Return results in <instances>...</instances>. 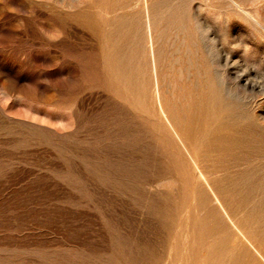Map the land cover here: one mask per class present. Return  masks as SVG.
<instances>
[{
	"label": "rangeland",
	"instance_id": "obj_1",
	"mask_svg": "<svg viewBox=\"0 0 264 264\" xmlns=\"http://www.w3.org/2000/svg\"><path fill=\"white\" fill-rule=\"evenodd\" d=\"M262 171L264 0H0V264H264Z\"/></svg>",
	"mask_w": 264,
	"mask_h": 264
},
{
	"label": "bare ground",
	"instance_id": "obj_2",
	"mask_svg": "<svg viewBox=\"0 0 264 264\" xmlns=\"http://www.w3.org/2000/svg\"><path fill=\"white\" fill-rule=\"evenodd\" d=\"M149 21H150V20H149ZM130 22H131V21H130ZM148 23H149V22H148ZM149 28H151V27H149ZM149 33H150V32H149ZM150 34H151V33H150ZM149 36H150V35H149ZM150 42H151V41H150ZM151 43H152V42H151ZM151 43H150V44H151ZM151 45H152V44H151ZM152 57H153V56H152ZM152 60H153V59H152ZM221 84H222V83H221ZM154 93H155V92H154ZM188 95H189V94H188ZM162 96H163V95H162ZM160 97H161V96H160ZM159 105H161V104H159ZM161 110H162V109H161ZM163 114H164V113H163ZM164 117H165V116H164ZM169 117H170V116H169ZM169 117H168V118H169ZM170 119H171V118H170ZM167 120H168V119H167ZM169 123H170V122H169ZM173 124H174V123H173ZM172 126H173V125H172ZM182 126H183V125H182ZM169 128H170V127H169ZM175 128H176V127H175ZM216 128H217V127H216ZM218 128H220V127L218 126ZM173 130H174V129H173ZM218 131H219V130H218ZM221 131H222V130H221ZM237 132H238V131H237ZM175 133H176V132H175ZM216 133H217V132H216ZM243 133H244V132H243ZM198 135H199V134H198ZM220 135H221V134H220ZM184 136H185V135H184ZM172 137H173V136H172ZM209 137H210V136H209ZM244 137H245V136H244ZM178 138H179V136H178ZM257 139H258V138H257ZM161 140H162V138H161ZM175 140H176V138H175ZM223 140H224V139H223ZM260 140H261V139H260ZM177 141H178V140H176V142H177ZM179 141L181 142L180 139H179ZM204 141H206V140H204ZM221 141H222V140H221ZM172 142H173V141H172ZM187 142H188V141H187ZM225 142H226V141H225ZM225 142H223V143H225ZM237 142H238V141H236V143H237ZM243 142H245V141H243ZM243 142H241V143H243ZM200 143H201V142H200ZM213 143H214V142H213ZM221 143H222V142H221ZM255 143H256V142H255ZM178 144H179V143H178ZM190 144H191V143H190ZM216 144H217V143H216ZM256 144H257V143H256ZM182 145H183V144H182ZM201 145H202V144H201ZM176 146H177V145H176ZM180 146H181V145H180ZM226 146H227V145H226ZM250 146H251V145H250ZM159 147H160V146H159ZM169 147H170V146H169ZM177 147H178V146H177ZM183 147H184V146H183ZM192 147H193V146H192ZM213 147H214V146H213ZM193 148H194V147H193ZM191 149H192V148H191ZM214 149H215V147H214ZM175 150H177V149H175ZM175 150H174V151H175ZM185 150H186V148H185ZM189 150H190V149H189ZM229 150H230V149H229ZM231 150H232V149H231ZM259 150H260V149H259ZM174 151H173V154H175ZM175 152H176V151H175ZM177 152H178V151H177ZM186 152H187V150H186ZM190 152H191V151H190ZM237 152H238V151H237ZM252 152H253V151H252ZM168 153H169V152H168ZM191 153H192V152H191ZM204 153H205V151H204ZM246 153H247V152H246ZM246 153H245V154H246ZM254 153H255V152H254ZM170 154H171V153H170ZM184 154H185V153H184ZM188 154H189V152H188ZM226 154H227V153H226ZM252 154H253V153H252ZM255 154H257V153H255ZM181 155H182V153H181ZM185 155H186V154H185ZM192 155H193V154H192ZM207 155H208V154H207ZM211 155H212V154H211ZM239 155H240V154H239ZM175 156H176V155H175ZM178 156H179V155H178ZM189 156H190V155H189ZM194 156H195V155H194ZM254 156H255V155H254ZM192 157H193V156H192ZM236 157H237V156H236ZM257 157H258V156H257ZM171 158H172V157H171ZM171 158H170V159H171ZM197 158H198V156H197ZM206 158H207V157H206ZM237 158H238V157H237ZM173 159H175V158H173ZM183 159H185V158H183ZM193 159H194V158H193ZM222 159H223V158H222ZM222 159H221V160H222ZM231 159H232V158H231ZM208 160H209V158H208ZM235 160H236V158H235ZM171 161H172V160H171ZM193 161H194V160H193ZM195 161H197V160H195ZM232 161H233V160H232ZM210 162H211V160H210ZM217 162H219V161H217ZM172 163H173V162H172ZM186 163H187V162H186ZM197 163H198V162H197ZM213 163H214V162H213ZM222 163H223V162H222ZM222 163H221V164H222ZM232 163H233V162H232ZM175 164H177V163H175ZM187 164H188V163H187ZM215 164H216V163H215ZM218 164H219V163H218ZM218 164H216V165H218ZM227 164H228V163H227ZM237 164H238V163H237ZM172 165H173V164H172ZM207 165H208V164H207ZM209 165H210V168H211V164H210V163H209ZM209 165H208V166H209ZM239 165H240V164H239ZM178 166H179V165H178ZM180 166H181V165H180ZM186 166H187V165H186ZM212 166H213V164H212ZM214 166H215V165H214ZM175 167H176V166H175ZM173 168H174V167H173ZM176 168H177V167H176ZM180 168H182V167H180ZM197 168H199V167H197ZM207 168H209V167H207ZM210 168H209V169H210ZM225 168H226V167H225ZM231 168H232V167H231ZM231 168H230V169H231ZM255 168H256V167H255ZM232 169H233V168H232ZM245 169H246V168H245ZM175 170H176V169H175ZM177 170H178V169H177ZM213 170H214V169H213ZM213 170H210V171H213ZM219 170H220V169H219ZM226 170H228V169H226ZM180 171H181V170H180ZM198 171H199V170H198ZM203 171H204V170H203ZM234 171H236V170H234ZM258 171H259V170H258ZM258 171H257V174H260V172L258 173ZM260 171H261V170H260ZM200 172H201V169H200ZM200 172H196V173H200ZM207 172H209L208 169H207ZM215 172H217V170H216ZM220 172H221V171H220ZM220 172H219V173H220ZM222 172H223V171H222ZM222 172H221V173H222ZM228 172H229V171H228ZM230 172H231V171H230ZM248 172H249V170H248ZM248 172L245 171V173H247V175H248ZM262 172H264V171H262ZM262 172H261V173H262ZM175 173H176V172H175ZM175 173H174V174H175ZM212 173H213V172H212ZM221 173H220V174H221ZM232 173H233V171H232ZM236 173H237V172H236ZM181 174H182V173H181ZM201 174H202V173H201ZM229 174H230V173H229ZM187 175H188V174H187ZM197 175H198V174H197ZM170 176H171V175H170ZM179 176H180V174H179ZM188 176H189V175H188ZM204 176H205V175H204ZM204 176H203V177H204ZM207 176H208V174H207ZM230 176H231V175H230ZM237 176H238V175H237ZM209 177H210V176H209ZM239 177H240V176H239ZM251 177H252V176H251ZM143 178H144V177H143ZM175 178H176V175H175ZM188 178H189V177H188ZM205 178H207V177H205ZM216 178H217V177H216ZM220 178H221V177H220ZM196 179H198V178H196ZM200 179H201V178H200ZM227 179H228V178H227ZM244 179H246V178H244ZM144 180H145V179H144ZM210 180H211V179L209 178V181H210ZM247 180L249 181V179H247ZM261 180H262V179H261ZM176 181H177V180H176ZM188 181H189V179H188ZM190 181H191V180H190ZM193 181H194V180H193ZM197 181H198V180H197ZM250 181H251V180H250ZM259 181H260V180H259ZM143 182H144V181H143ZM177 182H178V181H177ZM210 182H211V181H210ZM215 182H216V181H215ZM220 182H222V181H220ZM254 182H256L255 179H254ZM186 183H187V182H186ZM203 183H204V181H203ZM206 183H207V182H206ZM230 183H231V182H230ZM246 183H247V182H246ZM252 183H253V182H252ZM257 183H258V182H257ZM194 184H195V183H194ZM197 184H198V183H197ZM199 184H200V183H199ZM210 184H211V183H210ZM220 184H221V183H220ZM249 184H250V183H249ZM223 185H224V184H223ZM195 186H196V185H195ZM209 186H210V185H209ZM230 186H231V185H230ZM248 186H249V185H248ZM252 186H253V185H252ZM256 186H258V185H256ZM261 186H264V185H261ZM141 187H142V186H141ZM176 187H177V186H176ZM176 187H174V189H175ZM197 187L200 188V186H197ZM206 187H207V186H206ZM226 187H227V186H226ZM226 187H224V188H226ZM233 187H235V186H233ZM258 187H259V186H258ZM172 188H173V187H172ZM178 188H179V187H178ZM141 189H142V188H141ZM210 189H212V186H211ZM228 189H229V188H228ZM194 190H195V189H194ZM139 191H140V190H139ZM186 191H187V190H186ZM200 191H201V189H200ZM212 191H213V190H212ZM228 191H229V190H228ZM228 191H225V192H228ZM172 192H174V191H172ZM179 192H180V191H179ZM181 192H182V191H181ZM184 192H185V191H184ZM140 193H141V192H140ZM177 194H178V192H177ZM177 194H176V195H177ZM179 194H180V193H179ZM184 194H185V193H184ZM214 194H215V192H214ZM234 194H235V192H234ZM262 194H264V193H262ZM262 194H261V195H262ZM191 195H192V191H191ZM200 195H201V194H200ZM218 195H219V194H218ZM225 195H226V193H225ZM154 196H155V195H154ZM227 196H228V195H227ZM235 196H236V195H235ZM172 197H173V196H172ZM180 197H181V196H180ZM191 197H192V196H191ZM193 197H195V195H193ZM213 197H214V196H213ZM141 198H142V197H141ZM175 198H176V197H175ZM184 198H185V197H184ZM220 198H221V197H220ZM225 198H226V197H225ZM151 199H152V198H151ZM243 199H244V198H243ZM246 199H248V198H246ZM190 200H191V199H190ZM179 201H181V200H179ZM237 201H239V200H237ZM252 201H253V200H252ZM256 201H257V200H256ZM154 202H155V200H154ZM162 202H163V200H162ZM176 202H178V201L176 200ZM185 202H186V200H185ZM185 202H184V203H185ZM224 202H225V201H224ZM228 202H229V201H228ZM230 202H232V201H230ZM149 203H150V202H148L147 204H149ZM179 203H181V202H179ZM186 203H187V202H186ZM186 203H185V204H186ZM194 203H195V202H194ZM225 203H226V202H225ZM234 203H235V202H234ZM257 203H258V201H257ZM140 204H141V203H140ZM144 204H145V202H144ZM160 204H161V203H160ZM217 204L220 205L218 202H217ZM226 204H227V203H226ZM242 204H244V203H242ZM262 204H264V203H262ZM168 205H169V204H168ZM187 205H188V204H187ZM199 205H200V204H199ZM159 206H160V205H159ZM184 206H185V205H184ZM227 206H228V205H227ZM257 206H258V205H257ZM177 207H178V206H177ZM180 207H181V206H179V208H180ZM186 207H187V206H186ZM186 207H185V208H186ZM219 207H220V206H219ZM253 207H254V206H253ZM147 208H148V207H147ZM150 208H151V207H150ZM183 208H184V207H183ZM191 208H192V207H191ZM227 208H228V207H227ZM243 208H244V207H243ZM175 209H176V208H175ZM220 209H221V208H220ZM222 209H223V207H222ZM245 209H246V208H245ZM250 209H251V208H250ZM252 209H253V208H252ZM147 210H148V209H147ZM152 210H154V212H155V208L153 209V207H152ZM255 210H256V209H255ZM255 210H254V211H255ZM173 211H174V210H173ZM167 212H168V210H167ZM176 212H177V211H176ZM193 212H194V210H193ZM249 212H250V211H249ZM249 212H248V214H249ZM251 212H253V211H251ZM258 212H259V211H258ZM174 213H175V212H174ZM186 213L188 214V212H186ZM160 214H161V213H160ZM175 214H176V213H175ZM223 214H225V213H223ZM256 214H257V213H256ZM166 215H167V214H166ZM177 215H178V214H177ZM226 215H227V214H226ZM253 215H254V214H253ZM253 215H252V216H253ZM170 216H171V215H170ZM175 216H176V215H175ZM175 216H174V218H175ZM246 216H247V215H246ZM249 216H250V215H249ZM257 216H258V215H257ZM194 217H195V216H194ZM226 217H227V216H226ZM239 217H240V216H239ZM244 217H245V216H244ZM157 218H158V217H157ZM202 218H203V217H202ZM259 218H260V217H259ZM191 219H192V218H191ZM195 219H197V217H196ZM215 219H216V218H215ZM204 220H205V219H204ZM207 220H208V219H207ZM243 220H244V219H243ZM205 221H206V220H205ZM206 222H208V221H206ZM262 222H264V221H262ZM262 222H261V223H262ZM210 223H211V222H210ZM218 223H219V222H218ZM261 223H259V224H261ZM179 224H180V223H179ZM202 224L205 225V223H202ZM206 224H209V222L206 223ZM213 224H214V222H213ZM215 224H216V223H215ZM262 224H264V223H262ZM210 225H211V224H210ZM224 225H225V224H222V223H221V225H219V226H222V228H225ZM208 226H209V225H208ZM211 226H212V225H211ZM214 226H215V225H214ZM262 226H264V225H262ZM212 227H213V226H212ZM216 227H217V226H215V228H216ZM259 227H260V226H259ZM259 227H258V228H259ZM203 228H204V227H203ZM206 228H207V227H206ZM227 228H228V227H227ZM236 228H237V227H236ZM258 228H257V229H258ZM204 229H205V228H204ZM217 229H219V228H217ZM253 229H254V228H253ZM257 229H256V230H257ZM238 230H239V229H238ZM241 230H242V229H241ZM207 231H208V228H207ZM243 231H244V229H243ZM245 231H246V230H245ZM245 231H244V233H245ZM258 231H259V230H258ZM193 232H194V231H193ZM197 232H198V231H197ZM197 232H196V230H195V234H196ZM204 232H205V231H204ZM209 232H210V231H209ZM216 232H217V231H216ZM221 232H222V231H221ZM232 232H233V231H232ZM250 232H251V231H250ZM259 232H260V231H259ZM206 233H208V232H206ZM206 233H205V234H206ZM212 233H213V232H212ZM217 233L219 234V231H218ZM248 233H249V232H248ZM256 233H257V232H256ZM200 234H201V233H200ZM203 234H204V233H202V235H203ZM208 234H209V233H208ZM208 234H207V236H208ZM245 234H246V233H245ZM254 234H255V233H254ZM254 234H253V235H254ZM257 234H259V233H257ZM210 235H211V234H210ZM246 235H247V234H246ZM249 235H251V234H248L247 236L249 237ZM197 236H199V235H197ZM218 236H220V235H218ZM218 236H217V238H218ZM254 236H255V235H254ZM259 236H260V235H259ZM208 237H209V236H208ZM212 237H213V239H212V241H213V240H214V236H212ZM252 237H253V236H252ZM257 237H258V236H257ZM197 238H200V237H197ZM201 238H202V236H201ZM201 238H200V239H201ZM204 238H206V237H204ZM204 238H202V239H204ZM209 238H210V237H209ZM220 238H221V237H220ZM248 239H249V238H248ZM217 240H219V239H217ZM203 241H204V240H203ZM206 241H207V239L205 240V242H206ZM262 241H264V240H262ZM190 242H191V241H190ZM193 242H194V241H193ZM205 242H204V243H205ZM207 242H209V240H208ZM201 243H202V242H201ZM211 243H218V242L213 241V242H211ZM219 243H223L221 239L219 240ZM224 243H225V242H224ZM228 243H229V242H228ZM209 244H210V242H209ZM207 245H208V244H207ZM207 245H206V247H207ZM212 245H214V244H212ZM212 245H210V247H212ZM146 246H147V245H146ZM221 246H222V245H221ZM221 246H220V248H221ZM210 247H208V248H210ZM223 247H224V246H223ZM118 248H119V247H118ZM208 248H207V249H208ZM214 248H215V247H214ZM224 248H225V247H224ZM145 249H146V248H145ZM207 249L205 248L206 251H207ZM212 249H213V248H211V252H214V250L212 251ZM208 250H209V249H208ZM144 251H146V250H144ZM216 251H219V250L216 249ZM216 251H215V252H216ZM142 252H143V251H142ZM208 252H209V251H208ZM217 253H218V252H217ZM217 253H216V254H217ZM140 254H141V253H140ZM218 254H219V253H218ZM220 254H221V253H220ZM214 255H215V254H214ZM222 255H223V254H222ZM222 255H221V257H222ZM138 256H139V255H138ZM138 256H137V257H138ZM211 256H212V255H211ZM215 256H216V255H215ZM215 256H214V257H215ZM219 257H220V256H219ZM206 258H207V257H206ZM211 258H213V257H211ZM136 259H137V258H136ZM136 259H135V260H136ZM202 259H204V258H202ZM215 259H216V258H215ZM218 259H219V258L217 257V261H218ZM220 260H221V259H220ZM209 261H210V259H209ZM138 262H139V261H138ZM140 262H141V261H140ZM207 262H208V261H207ZM207 262H206V263H207ZM210 262H213V261H210ZM207 264H208V263H207ZM214 264H215V262H214Z\"/></svg>",
	"mask_w": 264,
	"mask_h": 264
}]
</instances>
